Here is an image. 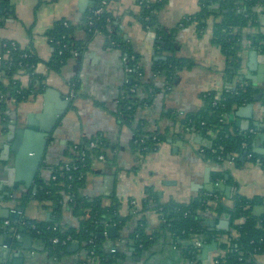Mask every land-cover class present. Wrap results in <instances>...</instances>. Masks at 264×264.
Masks as SVG:
<instances>
[{
    "label": "crops",
    "instance_id": "0c3cea01",
    "mask_svg": "<svg viewBox=\"0 0 264 264\" xmlns=\"http://www.w3.org/2000/svg\"><path fill=\"white\" fill-rule=\"evenodd\" d=\"M198 2L165 0L157 13V22L146 25L139 19L140 0H109L110 12L120 25L126 45L140 57V77L145 80L152 77L161 89L149 103L137 107L131 126L118 112L119 101L129 81L126 71L128 61L122 49L109 45L103 34L86 35L81 25L93 0H11V12L0 23V42L9 40L21 47H30L41 60L37 71L43 75L45 89L34 98L9 105L11 120L24 123L32 116V122L50 126L48 143L36 176L39 179L48 178L51 168L65 159L66 150L83 138L99 136L113 147L107 160L93 159L90 170L85 174L82 194L101 196L105 204L112 198L120 202V213L125 222L116 238L108 233L104 240L107 249L112 244L119 248L122 258L117 264H188L182 251L170 240L161 239L140 254L131 250V234L138 219L145 218L148 229L159 224L155 211L136 212L148 186L153 187L161 201L187 202L202 192L210 194L218 190L223 202L231 206L236 193L246 197L264 196V171L260 163L243 158L244 161L238 165L226 164L224 169H220L226 172L223 178L214 176L218 171L217 165L204 159L200 152L201 147L209 142L200 132L180 127L168 114L169 111L182 118L186 113H199L204 109L202 93L214 90L221 95L226 88L224 68L227 60L219 45L213 42V23L217 19L209 17L207 26L201 32L196 30L194 24L183 26L181 23L185 17L200 9ZM213 7L217 9L219 3H214ZM257 10H260L258 20L263 30L264 6ZM61 19L75 25L74 37L82 42L83 48L79 57L70 58L59 72H55L44 64L52 55V47L45 33ZM159 29L172 32L174 52L158 51ZM244 33L247 34L248 30ZM250 51H255L256 55L251 57ZM159 52L162 58L174 53L176 57L192 63L177 71L176 79L170 86L166 85L164 77L152 76V61L159 57ZM239 55L240 68L229 86L233 88L239 80L246 85L250 83L252 100L236 106L231 112L230 131L254 132L253 150L264 154V54L246 46ZM72 78H76L77 88L76 96L70 99L68 82ZM21 79L26 84V76ZM47 90L50 92L46 93ZM254 95L257 98H253ZM247 103L252 104L249 111L238 110ZM58 111L61 113L58 114ZM138 123L144 131H157L164 135L156 150L141 152L139 147L133 146L132 126ZM7 133L8 129L0 123V213L6 208L15 210L19 206V200L4 197L6 189H14L7 185L6 167L10 161L4 158L3 153V146L8 141ZM206 185H212V190L205 189ZM22 188L23 183L19 182L16 197L28 189ZM255 206L264 205L255 204L253 210ZM50 213V208H44L31 199L21 205L20 216L43 221L50 219ZM206 216V222L214 221L215 229L220 222L229 218L227 213L213 210L207 212ZM60 221L64 227L77 223L72 212L65 207L60 212ZM1 224L5 229L6 225ZM26 234L31 239L22 241L28 246L23 247L18 245L20 243L15 244L16 236L4 230L0 232V264H3L8 250L4 240L9 237L12 239L10 254L20 249L26 264L85 262V251L77 240H68L59 254L50 255L39 238ZM225 239L222 237L219 240ZM219 253L221 250L218 246L204 257L201 250L198 260L200 264H212L213 257ZM256 261L264 264V252L256 255Z\"/></svg>",
    "mask_w": 264,
    "mask_h": 264
},
{
    "label": "trees",
    "instance_id": "16d2710c",
    "mask_svg": "<svg viewBox=\"0 0 264 264\" xmlns=\"http://www.w3.org/2000/svg\"><path fill=\"white\" fill-rule=\"evenodd\" d=\"M101 1L93 0V5L83 17L81 25L86 35L103 34L107 43L121 48L128 59L126 67L132 70L127 72L129 81L119 101L118 112L131 126L137 107L149 103L161 89L154 83L152 77L145 80L137 75L138 71L142 72L140 57L126 45L120 25L111 12L104 9L92 25L88 23L93 8L99 7ZM164 3L165 0H146L140 3L141 22L146 25L155 24L157 13ZM198 3L200 9L185 17L181 23L183 26L194 24L196 30L201 32L207 26L209 17L214 16L217 19L213 23V42L219 45L227 60L224 68L226 88L219 99L215 98L214 90L202 93L204 109L199 113H186L182 118L169 111L168 114L180 127L200 132L209 142L208 145L201 147L200 152L204 159L217 165L218 171L214 176L224 177L225 170L219 168L231 154L236 155L234 165H238L244 161L243 158L246 159L249 152L252 155L250 160L259 159L264 171V154L255 152L252 146L255 133L249 130L231 132L229 120V115L236 106L252 100L251 88L243 80H239L233 88L229 85L232 84L240 68L239 54L242 49L249 46L264 54V29H261L258 20L260 10H257L258 7L264 6V0H199ZM214 3H219L217 9L213 7ZM10 9L11 0H0V23L11 12ZM75 28V25L61 19L54 22L46 31L45 34L52 47V55L44 64L50 70L59 72L64 64L73 58L74 51L79 52L80 55L83 46L82 42L74 37ZM245 30H248L247 34L244 33ZM171 34L172 32L159 29L158 51L174 52ZM0 50V123L6 124L12 117L10 103L18 104L36 97L45 89V83L43 75L37 71L41 60L32 48L21 47L17 43L12 46L9 40H3L0 42ZM6 51L8 57H4ZM160 53H158L159 57L152 61V76L164 77L166 85L170 86L176 79L177 71L184 65L191 66L192 63L176 57L174 53L163 58ZM22 76H26V84L22 83ZM71 81L74 82L76 89V78H72ZM132 129V144L134 147H139L141 152L156 150L159 143L164 140L163 134L157 131H144L140 123L132 126ZM91 141L96 143L93 148L88 147ZM75 146L74 150L65 152V159H68L75 168L62 172L60 166L63 161L59 162L51 168L48 178L39 179L36 176L32 186L20 196H14L13 190L7 189V193L4 194L6 199L21 202L35 199L42 207L50 208V219L37 221L20 216L13 220L8 217L6 219L10 224L5 229L1 224L4 219H0V232L4 230L10 234L11 228H15L18 233H30L42 241L50 255L59 254L68 240H77L82 244L86 254L84 264H117L122 258L119 248L112 244L107 249L104 240L111 227L115 228L112 238H116L125 222V218L120 213V202L112 198L108 204H105L101 196L82 194L85 174L90 170L93 159L98 154H103L104 160H107L108 153L113 147L99 136L83 138ZM82 154H84L83 158ZM52 175L55 178H52ZM66 194H72L73 197L66 201ZM211 194H217L218 197L213 198L212 195L207 196L202 192L187 202L161 201L153 187H146L145 196L136 212L155 211L159 224L153 229H148L145 218L138 219L130 240L135 251L140 254L161 239L170 240L182 251L188 264H200L198 254L203 245L195 246L194 240L198 239L203 244L215 240L218 249L221 250V253L215 256L218 260L217 264H259L256 255L264 252V212L255 215L252 208L255 204L264 205V196L246 197L236 193L233 195V204L227 206L218 190ZM64 207L72 212L77 220L76 225L68 227L62 225L60 212ZM211 210L216 213H227L229 228L215 229L208 226L206 214ZM238 219H242V223L236 222ZM67 237L69 239L64 244L52 242L53 238L61 241ZM222 237L226 239L219 240ZM112 248L115 251L111 252Z\"/></svg>",
    "mask_w": 264,
    "mask_h": 264
},
{
    "label": "water",
    "instance_id": "95a60500",
    "mask_svg": "<svg viewBox=\"0 0 264 264\" xmlns=\"http://www.w3.org/2000/svg\"><path fill=\"white\" fill-rule=\"evenodd\" d=\"M250 56L256 55L255 51L249 52ZM264 80V78L262 79ZM250 83H248L247 86H249ZM250 87V86H249ZM47 92H50V90H47ZM253 98H257L255 95ZM69 99L66 101L67 104L69 103ZM252 104L247 103L246 105L239 107L238 110H250ZM58 114L61 113V111L57 112ZM233 114L229 115V119H232ZM32 117V116H31ZM29 119L21 123L17 119H9L6 124H2L5 129H8V133L6 134V137L8 138V141L3 146V153L5 155V159L7 161H10V165L6 167L7 175H8V186L13 187L12 194L15 196V190L19 188V182L23 183V188H29L32 186L35 180V176L37 173L38 168L40 167V164L42 162V157L45 151V148L48 143V137L50 133V126H42L41 124H36L35 122H32V120ZM40 117V116H38ZM207 170V175H208ZM22 188V189H23ZM212 185L205 187V189L211 191ZM6 193V192H5ZM19 206L15 210L11 209H4L0 213V218H8L11 217L13 220H16L20 217L21 213V205L23 202L19 201ZM264 212V206L259 207L255 206L253 213L255 215H260ZM221 223V224H220ZM217 226V229H227L229 218L227 217L225 221L220 222ZM207 225L213 228L214 221L210 220L207 222ZM115 233V228L111 227L109 229V234L113 236ZM26 239L30 240L31 236L27 235L26 232H20L19 236L15 239V244L20 243L18 245L23 247H28L24 244H22V241H25ZM12 239L9 237L4 242L8 244V250L5 253V258L3 261V264H26L23 259V253L18 249L15 253H11L9 251V247L11 246ZM132 241H130L131 250H135V248L132 246ZM217 246V242L214 240L209 244H205L202 247V256L204 257L207 255L208 252L215 249ZM139 259V257H138ZM165 262H163L164 264Z\"/></svg>",
    "mask_w": 264,
    "mask_h": 264
},
{
    "label": "built area",
    "instance_id": "2783aa9c",
    "mask_svg": "<svg viewBox=\"0 0 264 264\" xmlns=\"http://www.w3.org/2000/svg\"><path fill=\"white\" fill-rule=\"evenodd\" d=\"M144 1H146V0H140V3H143ZM104 9L110 12V8H109V0H108V1H107V0H102V1H101V5H100L99 7L95 8V9L93 8V10H92V15L88 17V19H89V20H88V23H89L90 25H92V24L94 23L95 19H97V17H98L100 14L103 13ZM92 17H94V19H93ZM107 20L109 21V19H107ZM10 44L13 46V45H15L16 43H15L14 41H10ZM3 45H4V44H3ZM63 47L65 48L66 46L64 45ZM78 56H79V52L74 51V52H73V58H77ZM4 57H8V51L5 52ZM124 58H125V60H128L126 56H125ZM131 70H132V68L126 67V71H127V72H130ZM137 75H138V76H141V75H142V72L138 71V72H137ZM68 87H69V93H68V94H69V97H70V99H73V98L76 96V89H75V87H74V82H72L71 79H70L69 82H68ZM133 89H134V88H132L131 91H133ZM215 98H216V99H219V98H220V95H217V94H216ZM244 145H245V144H244ZM95 146H96V143H95L94 141H91V142L89 143V146H88V147H89V148H93V147H95ZM75 147H76V146L73 145L72 147H70L69 150L72 151V150H74ZM200 151H201V149H200ZM83 155H84V154H82V158H83ZM235 156H236L235 154H231V156H230L229 159H226V160L223 161V163H222V165L220 166L219 169H224V166H226V164H228V165H233V164H234V158H235ZM251 156H252V155H251V153L249 152V153H247L246 158H247V159H250ZM95 158L98 159V160H104V156H103V154H98ZM255 161L259 163V159H256ZM73 168H75V166H74L73 164L69 163V162H68V159H64L63 162H62V165L60 166V169L62 170V172H68V171H70V170L73 169ZM69 177H70V175H69ZM52 178H55V176L52 175ZM205 195H207V196L212 195L213 198H217V194H211V193H210V194H205ZM65 196H66V199H67V200H70L71 197H73L72 194H70V195L66 194ZM131 203L134 204L135 201L132 200ZM236 222H238V223H242V219H238ZM3 223H4V225H6V227H7V226L10 224V221L7 220V219H5V220L3 221ZM31 227H33V225H31ZM10 231H11V233H10L11 235L16 236V237L19 236V233L16 231L15 228H11ZM68 239H69V238L67 237L65 240H61V241H59L58 238H53L52 242H53V243L61 242L62 244H64ZM194 244H195V246H197V247H201L202 245H204V244H203L200 240H198V239H195V240H194ZM110 251L113 252V251H115V249L112 248ZM217 263H218V260H217V259L215 258V256H214V257H213V262H212V264H217Z\"/></svg>",
    "mask_w": 264,
    "mask_h": 264
}]
</instances>
